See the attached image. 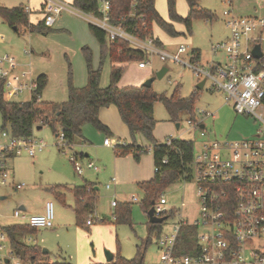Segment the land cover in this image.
<instances>
[{"label": "rangeland", "instance_id": "1", "mask_svg": "<svg viewBox=\"0 0 264 264\" xmlns=\"http://www.w3.org/2000/svg\"><path fill=\"white\" fill-rule=\"evenodd\" d=\"M63 1L70 5L72 13L63 11L57 16L56 24L46 36H41L40 33L31 34L23 27L20 28V35H17L0 17V54L13 56L19 67L28 71L34 80L37 77L35 69L44 71L46 83L41 98L45 101L64 102L67 99L68 81L72 85H86V60L82 52L84 47L90 51L92 66L96 69L100 66L98 42L86 29V25L84 30L90 38L89 42H85L84 34L80 31L81 25L78 21L85 24L87 22L77 15L72 6L73 0ZM196 1L199 9L209 11L211 16L207 20L201 17L194 18L188 33L182 22L169 20L166 0H154L159 16L172 24L177 34L170 36L152 23L151 37L158 40L161 49L169 54H174L180 45L186 46L188 49L180 55V59L187 63L192 62L191 52L197 50L200 56L193 62L197 64L217 61L224 56L222 51L217 54L211 52V45L223 40L228 33L223 11L231 9L233 15H257L264 3V0ZM39 3L40 0H0L2 7L32 8L28 19L34 25L42 20L41 14L35 12ZM175 12L179 17H187L189 8L185 0H175ZM24 51L29 53L25 54ZM33 57H38L39 60L33 63ZM107 60L109 61L106 59L101 65L100 83L104 85L103 87L109 83L113 66ZM144 60L149 61L144 68L138 67V62L141 61L137 60L119 64L123 70L118 81L119 88H140L147 79L154 77L149 87L151 91L166 98L172 96L181 99L193 98L194 110L200 109L208 113L203 120L205 134L200 136L198 130H191L185 126L186 120L190 119L187 112L178 114L179 126L176 128L164 104L157 101L153 108L155 127L152 135L155 141L163 142L172 134L176 139L191 141L193 152L196 153L203 143H230L250 140L255 136L260 124L248 116L236 113L231 104L224 100L220 91L210 88L209 81H206L199 90L196 85L200 79L187 66L171 59L162 62L158 56L147 55ZM161 68H166V72L161 78H157L156 73ZM30 96L29 91H24L16 97L7 99L23 103L27 102ZM197 118L201 119L198 116ZM101 120L115 138L110 134L97 132L91 125L86 124L81 129L85 142H75L70 148H61L59 126H55L54 133L47 125H40L41 128L36 129L37 124L33 126L30 141L42 140L45 144L42 150L29 156L26 149L21 147L14 148L16 153L12 157L0 155V169L4 168L7 173L5 184L0 185V232L4 233L5 237V240L0 241V245L3 246L0 250V259L9 257L11 240H15L41 252L46 250L45 254L42 253L45 256L38 255L40 264H114L113 261L105 260V250L114 256L119 253L120 256L131 259L136 254V245H140L144 252L141 264H159L160 250L156 245L158 235L169 234L172 224L180 219L188 222L200 219L196 183L193 180L181 179L162 186L157 195V200L160 195L166 200L165 209L175 207L177 213L157 227H151L152 224L148 222L147 214L142 209L147 196L140 183L154 178L152 143L137 134L135 143L145 148L139 159L136 160L130 152L116 155V148L132 143L131 136L117 115L106 117L103 113ZM1 122L0 115V151L11 142L9 128L7 126L2 130ZM104 138H108L113 145L105 147ZM85 153L91 156L94 165L100 169L99 172L85 169L87 160L84 158L78 160L84 169L83 173L75 172L69 157ZM114 159H117V163ZM112 179L116 181L115 186L112 185ZM85 182L98 188L94 191V213L98 219L104 221L88 226L85 224L86 218H89L87 214L84 216V225L77 226L72 211L74 197L71 189L82 186ZM17 184L22 185L21 189H15ZM107 184L110 185L109 189H106ZM54 186L64 187L57 188L60 192L64 190L62 197H56L49 191V188ZM132 195L137 201L130 203L129 198ZM48 201L53 203L54 208L51 228L34 229L8 236L5 228L27 226L26 220L14 217V211L23 206L28 215L41 214L44 204ZM112 201L116 203L115 207H112ZM181 202L184 203V207L180 206ZM125 207H129V221L114 223L113 214L119 213ZM182 235L184 240H180L178 249L184 252L191 234L183 231Z\"/></svg>", "mask_w": 264, "mask_h": 264}, {"label": "built area", "instance_id": "2", "mask_svg": "<svg viewBox=\"0 0 264 264\" xmlns=\"http://www.w3.org/2000/svg\"><path fill=\"white\" fill-rule=\"evenodd\" d=\"M97 2V15L83 13L73 7L78 16L104 31L107 44L120 39L146 56H158L162 62L171 59L187 66L200 81H209L211 89L220 91L236 113L248 116L260 124L250 140L203 143L198 152H193L190 171L185 175L188 179L184 177L182 180H193L196 183L200 219L191 222L180 219L172 224L169 234L158 235L156 245L160 250L159 264H264V3L257 15H233L231 9L223 11L228 33L223 40L211 45V52L217 54L222 51L224 56L217 61L197 64L180 59V55L188 49L184 45H180L174 54H169L151 38L140 39L122 26L113 24L110 19L111 0ZM24 10L30 12L29 7H24ZM63 11L72 13L70 5L63 0H42V25L50 28ZM256 46L258 57L253 53ZM148 64V60H143L138 62V67L144 68ZM0 81L6 99L24 91L32 93L36 89V82L29 72L21 69L15 58L7 54H0ZM194 115L196 118L186 120L185 126L198 130L199 135L203 136V120L208 113L197 109ZM58 137L61 148L67 147L61 132ZM30 139L11 138L9 146L2 150L14 152V148L24 147L28 155L33 156L45 147L42 140L32 142ZM173 139L172 135L167 136L163 143L169 146ZM103 145L112 146V143L104 138ZM69 158L75 172L82 174L83 167L78 161L81 158L74 154ZM158 161L154 171L166 163V157ZM85 168L98 171V167L91 161L86 162ZM0 171V185H3L7 173L4 168ZM111 181L114 182V179ZM21 187L15 185V189ZM109 188L107 184L106 189ZM136 201L133 195L129 198L130 203ZM165 204L166 200L161 195L151 206L153 216L167 219L177 213L175 207L165 209ZM115 206L116 203L112 201V207ZM180 206L184 207V203L181 202ZM13 215L26 220L32 228H51L54 219L53 203L46 202L41 214L26 215L16 210ZM88 216L85 220L88 226L102 220L96 217L94 208ZM183 231L191 234L184 252L178 249L180 240H184ZM3 240L4 233L0 232V241ZM2 247L0 245V250ZM0 264L30 263L10 251L9 257L0 259Z\"/></svg>", "mask_w": 264, "mask_h": 264}, {"label": "trees", "instance_id": "3", "mask_svg": "<svg viewBox=\"0 0 264 264\" xmlns=\"http://www.w3.org/2000/svg\"><path fill=\"white\" fill-rule=\"evenodd\" d=\"M132 1L111 0L110 19L113 24L122 26L127 32L140 39L151 38L160 48L161 43L151 37L152 23H155L170 36L177 34L173 25L167 23L159 16L154 6V0H136L134 4H132ZM185 1L189 8L188 15L185 18L176 14L175 0H166V5L169 20L182 22L189 33L191 22L194 18L201 17L207 20L211 14L209 11L199 9L196 0ZM97 3V0H73V6L78 11L94 15L98 14ZM0 17L9 27L15 28L17 32H20V28L28 26V13L24 10V6L12 8L0 6ZM42 28L45 27L42 25V21H39L30 30H41ZM88 29L100 46V66L97 69L93 68L90 51L87 47H84L82 52L86 60V85L82 88H76L68 81L67 99L61 103H46L40 100L41 92L46 83L45 76L40 75L35 80L36 89L30 93V99L27 102L16 103L5 98L3 83L0 81L1 128L3 130L8 126L11 138L28 139L32 136L34 125H47L54 133H56L55 126L57 125L63 135L65 145L70 148L75 142H85L81 129L86 124L91 125L97 132L110 134L107 127L99 119V110L110 106L115 107L132 139V143L129 146L118 148L116 146V155L130 152L138 160L140 154L145 152L143 146H138L135 143V135L140 134L152 143L155 164L161 158L166 157V163L161 164L158 170L154 171V178L140 183L147 196V199L142 204V209L146 213L152 206L151 203L157 201V195L162 186L172 184L184 177L188 179V176L185 175L190 171L189 163L193 157V143L191 141L175 138L171 141V145L168 146L153 139L152 133L155 127L153 117L154 104L157 101L162 102L170 120L178 123V114L181 112H187L190 118L195 117L194 99H181L173 96L166 98L143 86L140 88H119L118 81L123 73L119 64L130 60L143 61L146 54L134 49L127 42L120 39L107 44L104 31L92 24H88ZM199 56V52L193 50L191 52V61H197ZM106 59H109V63L113 66L110 71L108 85L101 88L99 86L101 65ZM0 155L12 157L14 152L2 150ZM74 155L82 159L84 154ZM93 186L91 183H86L83 186L71 189L74 197L72 211L77 226L84 225V216L94 208L95 190ZM58 187L64 189L63 186H54L49 188V191L60 198L63 191H58ZM113 217L114 223L118 221L128 222L129 207L121 209L119 213L116 212ZM103 221L104 219L101 220V222ZM157 225L152 224L151 227H157ZM34 229L28 225L26 227L12 226L5 228V231L11 237L13 234ZM10 251L25 262L40 264L37 258L42 252L36 248L11 240ZM143 254L144 252L141 250L140 245H136V254L133 258L126 259L118 253L115 256L113 255L111 261L114 264H141L143 262Z\"/></svg>", "mask_w": 264, "mask_h": 264}, {"label": "crops", "instance_id": "4", "mask_svg": "<svg viewBox=\"0 0 264 264\" xmlns=\"http://www.w3.org/2000/svg\"><path fill=\"white\" fill-rule=\"evenodd\" d=\"M41 2H42V0H40V3H39V6H38V9L35 11V12H39L40 14H41V12H40V8H41ZM73 6V5H72ZM25 7V6H24ZM34 12V11H33ZM30 13H32V8H30V12L28 13V14H30ZM42 16V15H41ZM81 19H83V20H85L84 18H81ZM27 20H28V26L27 27H23V29H26L27 31H29L31 34H39V35H41V36H46L47 34H48V32H50V29H52L53 27H54V25L56 24V19H55V22H54V24L50 27V28H42L41 30H37V29H31L30 30V28L31 27H34V26H36V25H34V24H32V23H30V20L28 19V17H27ZM86 21V20H85ZM4 22V21H3ZM79 23H80V25H81V27H80V31L84 34V40H85V42H89L90 41V38H89V36L86 34V32H85V30H84V27H85V25H86V29L89 31V29H88V22H87V24H85L83 21L81 22V21H78ZM7 24V23H6ZM84 24V25H83ZM12 30L17 34V35H20V32H17V31H15V28H12ZM93 36V35H92ZM96 40V39H95ZM37 60H39V58L38 57H33L32 58V62L33 63H36V61ZM108 61V60H107ZM109 62V61H108ZM94 68V67H93ZM38 69H35V72H36V76L38 77V76H40V75H44V76H46L45 74H43V72L44 71H42V70H40V71H37ZM36 77V78H37ZM33 80H34V78H33ZM36 80V79H35ZM49 80V79H48ZM86 83H87V76H86ZM74 84V83H73ZM74 87H76V88H82V87H84L83 85H77V84H74L73 85ZM99 86L101 87V88H103V86L104 85H102L101 83H100V81H99ZM43 92V91H42ZM42 92H41V95H42ZM41 95H40V100L42 101V102H46V103H61V102H56V101H45V100H43L42 98H41ZM59 100H62V99H59ZM58 101V100H57ZM63 102V101H62ZM103 113H104V116H106L107 117V115L109 116V115H111V116H113V115H117L118 117H119V114H118V112H117V109L115 108V107H113V106H110V107H106V108H101L100 110H99V119H100V121L103 123L104 121H102L101 120V115H103ZM119 119H120V117H119ZM121 120V119H120ZM104 124V123H103ZM105 125V124H104ZM125 125V124H124ZM106 127H107V125H105ZM125 128H126V126H125ZM107 129H108V127H107ZM126 131H128L127 130V128H126ZM129 133V132H128ZM110 135L112 136V137H114V135L113 134H111L110 133ZM170 135H172V134H169L168 136H170ZM173 136V135H172ZM115 138V137H114ZM104 140V139H103ZM111 142V141H110ZM113 145V144H112ZM105 146V145H104ZM105 147H109V146H105ZM117 157V156H116ZM83 158L85 159V160H87V161H91V162H93L92 161V159H91V156L89 155V154H87V153H85L84 155H83ZM115 160V162L117 163V159H114ZM153 160H154V158H153ZM86 161V162H87ZM155 162V161H154ZM85 169H87V168H85ZM87 170H90V169H87ZM83 171H84V169H83ZM100 171V169L98 168V171H96V172H99ZM86 183H88V182H85L84 183V185L86 184ZM115 183H116V181H114L113 182V184L112 185H114L115 186ZM83 186V185H82ZM76 187H80V186H76ZM96 186H93V188H95ZM64 191V190H63ZM21 207H23V206H20V208ZM24 208V207H23ZM20 210V209H19ZM43 210H44V206H43ZM21 212H23L24 214H26V215H28L27 213H25V209L24 210H20ZM43 212V211H42ZM27 225V224H26Z\"/></svg>", "mask_w": 264, "mask_h": 264}, {"label": "water", "instance_id": "5", "mask_svg": "<svg viewBox=\"0 0 264 264\" xmlns=\"http://www.w3.org/2000/svg\"><path fill=\"white\" fill-rule=\"evenodd\" d=\"M253 53H254L255 56H257V57L259 56L258 46L255 47ZM165 72H166V68H161V69L156 73V77H157V78H161V77L164 75ZM153 80H154V77L147 79V80L143 83V87L149 88V87L151 86V83H152ZM204 83H205V80H201V81H199V82L197 83V85H196V88L199 89V90L202 89L203 86H204ZM178 126H179V123H175V127L178 128ZM201 128H203V126H201ZM36 129H40V126L36 127ZM97 189H98L97 187L94 188V190H97ZM153 203H154V202H152L151 204L153 205ZM19 209H20V210H24L23 207H21V208H19ZM146 214H147V217H148V222H149L150 224H154V225H156V224H161V223L166 219V217L156 218L155 216H153V209H152V207L149 208V210L146 212ZM45 252H46V250H43V251H42V253H44V254H45ZM104 257H105V260H106L107 262H109V261H111V260L113 259V254L110 253L109 251L105 250V251H104ZM6 262H7V260H6Z\"/></svg>", "mask_w": 264, "mask_h": 264}]
</instances>
